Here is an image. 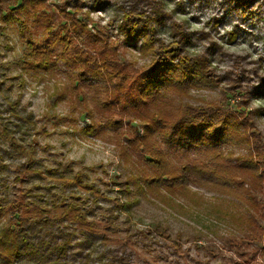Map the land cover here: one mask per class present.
I'll return each instance as SVG.
<instances>
[{
    "label": "rangeland",
    "instance_id": "1",
    "mask_svg": "<svg viewBox=\"0 0 264 264\" xmlns=\"http://www.w3.org/2000/svg\"><path fill=\"white\" fill-rule=\"evenodd\" d=\"M163 48L202 70L151 91ZM6 100L32 113L35 128L18 142L44 173L14 181L25 152L0 150V232L20 196L19 207L59 215L58 189L42 186L56 183L46 169L68 164L82 178L70 202L88 222L103 226L127 206L95 250L124 245L141 264H264V0H0V124L9 125ZM195 112L227 123L228 135L172 148L171 124ZM65 223L78 242L77 220ZM7 252L0 243V264H23Z\"/></svg>",
    "mask_w": 264,
    "mask_h": 264
},
{
    "label": "trees",
    "instance_id": "2",
    "mask_svg": "<svg viewBox=\"0 0 264 264\" xmlns=\"http://www.w3.org/2000/svg\"><path fill=\"white\" fill-rule=\"evenodd\" d=\"M134 28H132L133 31ZM149 29L151 30V28ZM160 51L164 55L156 61L153 69L148 71L146 78L151 91L176 84L184 85L191 81V73H197L202 70L201 63L197 60L192 61V59L184 56L177 58L179 54L174 55V50L164 53L163 48ZM175 58H177L176 62L173 61ZM186 64H190L194 68L191 71H185L183 67ZM150 72H152L151 75ZM17 102V100L5 101L6 106L3 110L8 112L9 117L7 119H10L11 123L9 125L0 124V146L2 142L6 144L5 149L0 148V150L6 153L9 158L14 156V152L20 153L19 155H21V152H25L23 160L20 159L14 166L16 174L13 177L14 181L23 182L30 179L33 175L37 176L44 173V170L36 167L37 161L29 152V143L22 144L18 142L19 137L23 139L24 133L28 136L31 135L30 131L35 128V121L32 113L23 114L24 112L17 109ZM211 122L205 114L200 112L179 116L171 124L172 128L170 127L168 141L171 147L181 151H189V149H198L200 148L199 146H216L224 140L225 135H228L230 127L227 123H224L221 125L222 127L217 128ZM139 153L141 156L143 154V157L150 163L151 167H157V164H160L159 156L153 155V151L145 150L141 147ZM66 168L68 170L61 173H56L53 169H46V173L49 176L55 177L56 183L46 182L45 186H42L43 189L47 190L48 188L58 189L59 193L55 194L57 201L52 200L51 206L54 209H60L59 215L48 204L39 207L35 202L32 206L26 204L19 207L20 203H24L23 198L20 196L14 200L17 201V204L12 205L11 208L18 205V210L14 209V212L20 213L15 223L10 224L0 232V243L8 251L9 259H21L23 264L25 262L27 264H141L131 258L132 252L127 250L124 245L111 249L107 248L103 251L95 250V240H103L105 238L104 232L100 231L109 227L111 225L109 223H115L118 218V209L126 213L127 206L125 207L122 204L119 206L117 204L114 206L115 208H111L115 210L116 215L113 221L108 220L103 226L99 225L100 227L94 226L96 224L91 221L88 222L85 214L77 210L76 204L70 202L71 199H79L76 196L75 187H82L80 185L82 178L79 171L74 173L68 164ZM168 179L174 182L175 176H171ZM40 194L46 195L44 192ZM42 199L45 200L46 197ZM38 200H41V198L38 197ZM23 208L25 209L23 210ZM67 218L76 219L80 227L78 231H80L82 238L76 243L72 240L75 236V231L67 228L69 227L68 224H63V221ZM75 247H77V252H73Z\"/></svg>",
    "mask_w": 264,
    "mask_h": 264
},
{
    "label": "clouds",
    "instance_id": "3",
    "mask_svg": "<svg viewBox=\"0 0 264 264\" xmlns=\"http://www.w3.org/2000/svg\"><path fill=\"white\" fill-rule=\"evenodd\" d=\"M102 15H103V13L95 14V15H93L92 19H93V20L99 19V16H102ZM102 23H103V24H107V23H108V18L106 17V18L103 20Z\"/></svg>",
    "mask_w": 264,
    "mask_h": 264
}]
</instances>
